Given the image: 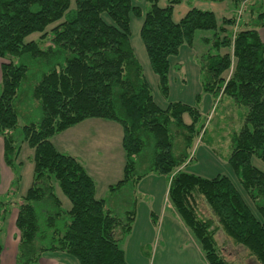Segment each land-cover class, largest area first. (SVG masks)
I'll list each match as a JSON object with an SVG mask.
<instances>
[{
    "label": "trees",
    "instance_id": "trees-1",
    "mask_svg": "<svg viewBox=\"0 0 264 264\" xmlns=\"http://www.w3.org/2000/svg\"><path fill=\"white\" fill-rule=\"evenodd\" d=\"M231 1L232 14L219 25L214 11L194 6L175 21L182 0H167L164 7L147 0L145 12L132 0H0L4 164L16 170L23 143L34 151L29 188L19 194L15 171L0 194V234L15 212L16 264H39L55 251L80 264H129L121 243L136 219V184L154 173L167 177L168 197L208 264H236L218 245L219 230L255 264H264V172L252 163L253 157L264 161V0ZM131 14L143 16L140 36L165 96L170 58L184 44L194 45L196 31L212 32L202 38L209 46L200 56L203 87L217 100L228 95L247 108L228 161L252 203L225 174L205 178L185 171L205 128L202 113L181 101L157 104L131 43ZM37 32V39L26 41ZM90 118L115 122L123 132V177L105 198L96 196V180L83 162L52 142ZM56 183L70 208L63 207ZM3 249L0 242V264Z\"/></svg>",
    "mask_w": 264,
    "mask_h": 264
},
{
    "label": "rangeland",
    "instance_id": "rangeland-1",
    "mask_svg": "<svg viewBox=\"0 0 264 264\" xmlns=\"http://www.w3.org/2000/svg\"><path fill=\"white\" fill-rule=\"evenodd\" d=\"M210 2V0H182L180 4L175 6L173 18L175 21H179L184 14L194 6L200 9L214 11L219 25H221L223 23V17L232 14L234 9L233 1ZM132 3L140 6L143 12L149 8V2H147V0H132ZM73 5L74 3H72V6ZM159 5L162 7L166 6L167 0H159ZM239 8L240 9L237 11L238 18L240 16L242 17L243 5ZM247 16L249 15L247 14ZM130 17L131 43L138 60L143 66L144 76L149 82L157 104L165 108L170 102L181 101L192 106H198L202 113L205 128L203 132L194 139L190 149V153H193L194 158L191 163L185 167V171L205 178H212L218 174H225L235 182L237 187L244 194L246 200L252 203L228 161L232 151V135L242 127L247 108L244 106H237L233 98L228 95H224L221 100H217L212 93L205 91L203 87L204 80L201 72L200 56L209 46L203 43L202 38L204 36H209L212 32L209 30L196 31L194 45L189 46L184 44L180 52L170 58L169 92L168 95L165 96L160 90L158 76L151 68L145 45L140 36L143 16L138 17L131 14ZM106 18H108V16H106ZM228 29L235 31L237 26L228 27ZM39 36L40 33H33L26 38V41L37 39ZM4 60L5 59L0 57V79L1 64ZM186 120H189L188 116H186ZM23 122V118L20 117L19 125H22ZM116 125L121 128L119 124L116 123ZM65 133L56 134L52 138V142L59 150L69 151L71 150L70 138H68L69 136ZM120 134L122 135V128ZM122 136L119 139L117 133L115 136L111 137L112 142L106 140V145L113 146L118 143V139L119 147L121 146L122 148ZM0 145V194L5 192L9 187L8 178L11 174L13 178L15 171L17 175L21 176L20 190L25 192L31 185L33 179V149L26 143L22 144V149L18 158L22 163H18L14 171L9 168V170H6L4 166H2V141ZM114 147L115 148L111 147L112 152L110 158H108L109 162L106 168L99 167L97 178L100 187L107 186L108 183L115 184L123 177L125 160H122V158H125V156L122 154V150L121 152L120 150L116 151L120 149L118 145H114ZM252 163L264 172V161L253 157ZM120 170H122V172ZM1 175H5L6 177L2 178ZM135 189L137 193V228L135 232H133L131 238L126 236L121 243L125 255L127 254V262L129 264H208L199 243L194 238L188 226L184 224L177 214H173L175 211L168 197L167 177L158 173L151 174L141 179L136 184ZM56 190L63 200V207L65 209L70 208V200L63 194L58 185L56 186ZM123 193L124 192L118 193L113 197L121 198ZM254 210L256 211V209ZM201 211L205 215L208 214L204 207H202ZM256 214H258L257 211ZM155 216L157 217L156 222L154 221ZM7 221H9V223L7 224L6 235L8 239L12 241V237L18 233L14 225V214L11 218L9 217ZM15 238L16 236L13 239L15 240ZM4 241L3 233L1 242L4 243ZM216 241L221 250L224 251L227 257L234 263L255 264L252 259L247 256L246 250H244L243 247L237 248L222 230L217 232ZM44 256H52L58 264H80L74 256L67 252H48ZM57 263L49 262L48 264ZM39 264L46 263L40 262Z\"/></svg>",
    "mask_w": 264,
    "mask_h": 264
},
{
    "label": "crops",
    "instance_id": "crops-1",
    "mask_svg": "<svg viewBox=\"0 0 264 264\" xmlns=\"http://www.w3.org/2000/svg\"><path fill=\"white\" fill-rule=\"evenodd\" d=\"M210 1H211L210 3L216 2L214 0H210ZM259 32H260V36H261L262 40L264 41V27L260 28ZM120 130H121V128L118 125H116V123H114L112 121L98 119V118H90V119H86V120L78 123L77 125L72 126L69 129L61 132V133L66 132L65 134H67V136H69L68 138H70L71 150H69V151L68 150H60V151L73 154V155L77 156L83 162L87 171L96 180V185H97L96 196L98 198H105L108 194L109 186L111 184H113V183H108L107 186H104V187L99 186L98 178H97V175L99 172V167L105 169L107 166V163L109 162L108 158H110V155L112 152L111 147L115 148L114 145L115 146L118 145V147H119V140L118 139H117L118 143L114 144L113 146L112 145H106V142H107L106 140H109L112 142L111 137L115 136L117 133H118V138L120 139L121 136L123 135V132H122V135L120 134ZM61 133H59V134H61ZM1 141H2V147H1L2 148V152H1L2 154L1 155L3 157V139L2 138H0V142ZM100 141H102V142H100ZM103 145H104V147H103ZM119 148L120 149H117L116 151L120 150V152H121V150H122V154L125 156L123 148H121V146ZM122 160H125V158L123 157ZM1 164H2V166H4V168L6 170H9L8 167L4 164L3 159L1 160ZM120 171L122 172V170H120ZM120 171H118V172H120ZM3 177L5 178L6 176L4 175V176H2V178ZM10 177L8 178L9 186H10V183L12 180V174L10 175ZM8 188L6 189V191L8 190ZM23 193H25V192H23L21 190L19 191L20 195H22ZM173 210L175 211L174 208H173ZM13 214H14V220H15V213H13ZM173 214L175 215V214H177V212L175 211V213L173 212ZM11 216H10V218H11ZM154 218L157 219L156 216ZM8 223H9V221H7V223H6V227H5L4 232H2L0 234V242H1V236L3 233H4V239H5L4 243L1 242L4 245V249L2 252V256H1V264H16L18 237H17V234H15L14 235V237L16 236L15 240L13 239L14 237H12V241L8 239V237L6 235ZM136 228H137V218L135 219L134 228L132 229V232L129 235H127L128 238L129 237L131 238V236L133 235V232H135ZM230 244H231V242H230ZM231 246H234V245H231ZM50 253H54V252H50ZM126 257H127V254H126ZM40 262H42V263L44 262L46 264H48L49 262H56L57 263V261L52 256H47V257L43 256V258L41 259Z\"/></svg>",
    "mask_w": 264,
    "mask_h": 264
}]
</instances>
